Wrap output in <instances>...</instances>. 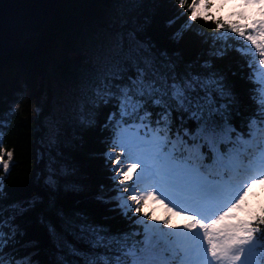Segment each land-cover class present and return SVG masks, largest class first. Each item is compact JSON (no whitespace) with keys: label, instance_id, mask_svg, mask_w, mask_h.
<instances>
[{"label":"snow or ice","instance_id":"obj_1","mask_svg":"<svg viewBox=\"0 0 264 264\" xmlns=\"http://www.w3.org/2000/svg\"><path fill=\"white\" fill-rule=\"evenodd\" d=\"M146 2L163 0H112L109 26L88 36L61 75L56 115L48 121L56 154L44 193L4 203L13 152L0 144V264H38L29 259L33 253L17 258L15 220L82 190L59 152L61 143L70 144L67 127L106 134L99 156L112 194L105 203H114L129 226L113 230L61 210L63 231L49 224L65 249L59 264H264V0H175L184 23L177 29L169 22L171 38L181 44L195 34L193 59L143 38V25L125 30ZM199 20L215 28L205 31ZM233 50L245 57L254 84L256 107L247 116L228 70L217 63ZM19 107L15 102L6 115ZM236 116H243L239 126ZM161 207L163 216L156 214Z\"/></svg>","mask_w":264,"mask_h":264},{"label":"trees","instance_id":"obj_2","mask_svg":"<svg viewBox=\"0 0 264 264\" xmlns=\"http://www.w3.org/2000/svg\"><path fill=\"white\" fill-rule=\"evenodd\" d=\"M113 14L112 0H60L38 33L0 53V144L13 152L10 170L2 182L5 204L29 199L34 192H45L50 158L56 154L49 144L47 125L56 115L60 77L73 63L88 36L107 28ZM131 15L136 23L129 19L125 30L143 25L140 35L158 48L179 49L186 59L195 58L199 51L195 34H188L181 44L171 38L175 29L169 22L175 20L177 29L184 23V19L176 16L175 0L146 2L136 7ZM196 24L205 31L215 28L213 23L203 20ZM217 63L228 70L241 111L247 116L256 104L252 99L254 84L249 79L251 70L246 68L245 57L233 50ZM17 101L20 107L8 117L6 113ZM34 106L40 108L39 113L33 112ZM107 113V108L102 110L101 120L106 119ZM242 120L243 116H236L235 124L239 126ZM105 135L100 128L81 134L78 129L67 127L66 140L70 144L61 143L59 152L76 170L69 179L79 183L82 190L78 194L62 196L54 204L46 202L38 210L29 211L15 220L19 241L17 258L33 253L29 256L30 261L59 264L58 256L65 249L57 247L50 235L49 224L63 231L61 210L80 213L113 230L128 228L129 221L118 210H113L115 204L105 203L112 194L109 173L99 156ZM65 238L70 243H78L70 233H66Z\"/></svg>","mask_w":264,"mask_h":264},{"label":"water","instance_id":"obj_3","mask_svg":"<svg viewBox=\"0 0 264 264\" xmlns=\"http://www.w3.org/2000/svg\"><path fill=\"white\" fill-rule=\"evenodd\" d=\"M59 1L0 0V20L3 21L0 52L17 47L24 38L38 33Z\"/></svg>","mask_w":264,"mask_h":264},{"label":"rangeland","instance_id":"obj_4","mask_svg":"<svg viewBox=\"0 0 264 264\" xmlns=\"http://www.w3.org/2000/svg\"><path fill=\"white\" fill-rule=\"evenodd\" d=\"M229 7H231V5H229ZM223 15H227L228 13H227V11L225 10L223 13H222ZM1 53V52H0ZM47 127H48V125H47ZM164 209L161 207V208H157L156 209V214L157 215H160V216H163V214H164ZM174 219H176V221L177 222H181V219L179 218V217H176V218H174Z\"/></svg>","mask_w":264,"mask_h":264}]
</instances>
